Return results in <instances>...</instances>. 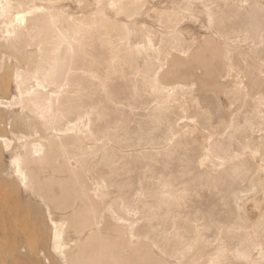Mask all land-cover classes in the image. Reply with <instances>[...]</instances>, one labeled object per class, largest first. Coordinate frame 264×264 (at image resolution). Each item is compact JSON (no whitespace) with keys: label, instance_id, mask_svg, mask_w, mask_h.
<instances>
[{"label":"snow or ice","instance_id":"6c2138e0","mask_svg":"<svg viewBox=\"0 0 264 264\" xmlns=\"http://www.w3.org/2000/svg\"><path fill=\"white\" fill-rule=\"evenodd\" d=\"M76 7L88 15L0 0L3 174L48 228L44 241L38 216L37 260L3 264H85L75 249L113 242L137 258L110 264H264V0L164 5L159 27L146 0ZM161 161L164 176L176 161L179 172L157 180ZM53 164L73 197L49 179ZM237 237L249 247L233 248Z\"/></svg>","mask_w":264,"mask_h":264},{"label":"bare ground","instance_id":"6f19581e","mask_svg":"<svg viewBox=\"0 0 264 264\" xmlns=\"http://www.w3.org/2000/svg\"><path fill=\"white\" fill-rule=\"evenodd\" d=\"M48 2H50V0H5V3H11V4L16 5V6H18L20 3H33V4H36L37 6H39L41 4H45ZM55 2L59 3L63 6V10L66 11L68 17H72L74 15L80 16L82 13H83V15L87 16L88 15L87 9L78 10L76 6L78 3L88 4V3L93 2V0H55ZM146 2L150 5H152L153 8H156L157 13H158L156 16L153 17L152 21L148 22L149 26H151V24L155 23L157 25V27H159V22L161 19L160 13H166L167 11L170 10V9H165L164 5H171L173 3H182V2H185V0H146ZM191 2L192 3H200V2H202V0H191ZM213 2L218 3V4H224V3L228 2V0H213ZM253 2H258V0H253ZM14 14H13V19H14ZM146 16H147V14H145V18H142L140 20L141 24L145 23ZM164 22H165V24H167V22H168L166 15L164 16ZM0 23H2V22H0ZM70 27L74 28L75 26L68 20L62 21L61 28L63 31L67 32ZM183 30L185 32H190L193 35H195L199 31L197 26L195 24L191 23L190 21L185 22ZM239 30H240V26H237L236 31H239ZM4 54L5 53H4L3 46L0 45V57H2ZM254 55H256L258 58V50H256L254 52ZM131 74H132V69L129 68V75H131ZM206 95H207L206 93H201L196 98L203 100L206 98ZM148 102L151 103V101H148ZM224 106H225V108H227V104H225ZM147 115L148 114L146 112L141 111V112H138L135 116L131 117V119L134 121V123L131 126L133 132L138 131V126H139L140 122L145 121V118L147 117ZM222 119H224V117L217 119L216 123L219 124ZM228 119L230 120V117H228ZM213 126H215V125H213ZM6 127H7L6 116L4 115V113L0 112V131H2ZM257 139H259L258 136H257ZM12 152L15 153L16 148H13ZM11 159H12V157L10 155H8L6 152H4L2 149V145H0V188H2V191H4V193L2 192V194L6 193L5 198H6V196H8V198L6 200H9V199L11 200V198L12 199L15 198L16 200H18V202L21 203V207L23 208V212L21 214L22 217L19 216L21 219H19L17 217L18 215H20L19 212L21 213V211H18L19 209H16V206H15V208H13L14 210L11 209L12 207L11 208L9 206L6 207V208L9 207V209H7L8 211L11 209L10 213H12L14 211L12 213V215L8 211L6 213V214L9 213L8 215L2 213L7 218L9 216L8 219L7 218L3 219V217H5V216L2 215L3 216L2 217V220H3L2 221V254H3L2 256L3 257L5 256V258H6L7 253H8V257H7L8 259L10 257L12 259H15V258H22L23 259V256H20V255H22L23 247L26 246L25 241L27 239H28L27 241H29V239L32 237L31 232L34 231L33 233L34 234H36V233H35L34 229H33V231L31 230V232H30L29 231L30 229L28 230L27 227L23 228L25 225L22 226V224H23L22 220H23V222L25 220H26V222H30L32 220H36L37 217L39 216L41 225H43V240L44 241L47 240L48 228L46 225L43 224V216L39 215V209H38L37 205H35V203L30 199L29 194L26 193L22 189V187H17L16 182L13 180V178L11 176H5L3 174V170L6 168V166H8V167L11 166V163H10ZM165 163H166V161H161V163L157 165V172H156V179L157 180H159L165 174V171H166V169L164 167ZM178 172H179V162L176 161V162L171 164V168H170V170H167V176H164V178L167 179V177H169V176H175ZM49 179L52 181V183L54 185L57 186V188L62 184L64 186L65 195L69 198L73 197L74 187L72 184L71 175L69 173V170L65 167L64 164H60V165L53 164L52 170L49 173ZM151 179H152V177H149V180H151ZM175 187H176V190L178 191L179 185H177ZM204 195H205L204 203L206 204L207 199H208V193H205ZM161 197H163L162 193H161ZM15 199L12 202H14ZM20 203L17 204V206L20 205ZM176 207L178 208L179 206H176ZM15 211H18L17 212L18 214L15 213ZM247 211L251 212L252 207H249L247 209ZM7 220H11V221L13 220L12 223H14V226H11L12 223H11V225L6 223V222L10 223V221H7ZM0 221H1V218H0ZM32 223L35 224L36 221L35 222L33 221ZM24 224H25V222H24ZM21 226H22V228H21ZM250 226H253V227L256 226V218H253L252 224ZM21 229H24L25 232L22 231ZM26 229H27V231H29V233H28L29 235L31 233V236H29L26 233ZM23 233H25L27 235H25ZM74 235H75V233H69V236L67 238L68 243L72 242V237H74ZM28 236H29V238H28ZM36 236H37V234H36ZM253 236H255V233H253ZM14 237L17 238L18 242L15 240L17 243L16 242L12 243L14 241ZM9 238H12V241L8 240L9 241L8 242L7 239H9ZM34 238L36 240L38 239V237H34ZM210 238L211 237H209V239ZM22 239L25 240L24 243H22V245H25V246L18 247L19 246L18 243ZM34 241H31V242L34 243ZM21 242H23V241H21ZM6 243L7 244H11V243L16 244V248H15V245H13V248L9 247V251H8V249H7L8 245H6ZM29 244L30 243L28 242V245H27L28 247L30 246ZM34 244H36V242ZM11 245H9V246H11ZM0 246H1V244H0ZM5 246H7V247H5ZM232 246H233V248H235L237 246H242L245 249L249 247V245L246 242L245 237H237L236 239H234L232 241ZM255 247H259V241L258 240H257ZM10 248H12V250ZM17 248H19V252H17ZM30 254H31V252H30ZM211 254L212 253L209 252L206 247L203 249V255L205 257L210 256ZM73 255H76L80 260L84 261L85 264H89V262H91V264H110L111 261L116 260V259L132 260V259L137 258L136 253L125 252L123 245L122 244L117 245L115 242H113L111 245L102 244V243H94L91 245H82L81 247L74 250ZM258 256H259V253L255 252L254 258L258 257ZM3 257H2V261H3V259L5 260V258H3ZM29 258L31 259V257H29ZM30 259L26 258V260H30ZM233 259H235V257H233ZM0 263L3 264L2 262H0Z\"/></svg>","mask_w":264,"mask_h":264},{"label":"rangeland","instance_id":"374dc122","mask_svg":"<svg viewBox=\"0 0 264 264\" xmlns=\"http://www.w3.org/2000/svg\"><path fill=\"white\" fill-rule=\"evenodd\" d=\"M2 192L4 193V191H2V188H0V218H1V221H0V241H1V242H0V244H1V246H0V248H1V249H0V257H1V258H0V262L3 263V262L6 260V258L8 257V253H7L6 258H5V256H4V257L2 256V255H3V254H2V221H3V220H2V217H3L2 215H4V214L7 213V211H8L7 209H9V207H10V208L12 207L11 209L14 210L13 208H15V206H16V209H19L18 211H21V213L19 212L20 215H18L17 217H18L19 219H21L19 216H21V214H22V212H23V208L21 207V203L18 202V200H16L15 198H13V199L11 198V200H10V199H9V200H6V199L8 198V196H6V198H5L6 193H5V194H2ZM3 195H4V196H3ZM14 199H15V201L12 202ZM16 202H17V203H16ZM19 203H20V205H18V206H19L20 208L17 206V204H19ZM7 206H9V207L6 208ZM21 208H22V209H21ZM11 209L8 211L9 213L11 212ZM18 211H15V213H17ZM13 212H14V211H13ZM13 212H12V213H13ZM2 213H4V214H2ZM9 213H8V214H9ZM12 213H10V214L12 215ZM15 213H14V214H15ZM8 214H6V215H8ZM17 214H18V213H17ZM4 216H5V215H4ZM10 217H11V216H10ZM12 217H13V216H12ZM21 217H22V216H21ZM6 218H7L6 216L3 217V219H6ZM8 218H9V216H8ZM8 218H7V219H8ZM5 221H6V220H5ZM7 221H10V223H9V222H6V223H8V224L11 225V223H12L13 220H12V221H11V220H7ZM33 221L35 222L36 220H32V221H30V222H26V220H25V221H24L25 224H24V222H23V220H22V223H23L22 226L25 225L23 228H26V227H27L28 230L30 229V230H29L30 232H31V230L33 231V229L35 230V224L32 223ZM11 226H14V223H12ZM22 226H21V228H22ZM33 227H34V228H33ZM27 229H26V233L28 234L29 231H27ZM21 230L24 231V229H21ZM24 232H25V231H24ZM33 232H34V231H33ZM33 232H31V233H32V237L30 238L31 240L29 239V241H27V240H28V239H27V240L25 241V240L22 239L21 241H23V242L20 241V242L18 243V244H19L18 247L28 245V242H29V243H30V244H29L30 246L28 247L29 249H28V254H27V255H28L29 257H31V259L34 261V260H37V259H38V257H37L38 255H36V254H35V251H34L35 248L37 247V246H36V245H37V240H36L34 237H37V236H36V234H34ZM31 233H30V235H29V234H28V235L31 236ZM35 233H36V232H35ZM23 234H25V233H23ZM27 234H25V235H27ZM34 235H35V236H34ZM29 236H28V238H29ZM8 240H9V241H12V238L7 239V241H8ZM15 240L18 242L17 238L14 237V241H13L12 243H15V242H16ZM34 240H35V241H34ZM9 241H8V242H9ZM24 241H25L26 243H25V245H22V243H24ZM31 241H34V243L36 242V244L32 243ZM8 242H7V243H8ZM17 242H16V243H17ZM7 243H6V245H8V247H7V246H5V247H7L8 251H9V247H12V248H13V245H15V248H16V244H12V243H11V244H12V245H11V244H7ZM20 243H21V244H20ZM9 245H11V246H9ZM12 248H10V249L12 250ZM15 248H14V249H15ZM23 249H24V247H23ZM21 251H22V250H21ZM30 252H31V254H30ZM29 254H30V255H29ZM27 255H24V253H23V251H22V255H20V256H23V259H24V260H26V258H27V259H30ZM32 255H33L34 257H33ZM24 256H25V257H24ZM26 256H27V257H26ZM2 257L5 258V260L3 259V261H2ZM35 257H36V258H35ZM7 259H8V258H7ZM9 259H12V258L10 257ZM21 259H22V258H21ZM31 259H30V260H27V261H30V262H31V261H32ZM0 264H1V263H0Z\"/></svg>","mask_w":264,"mask_h":264}]
</instances>
